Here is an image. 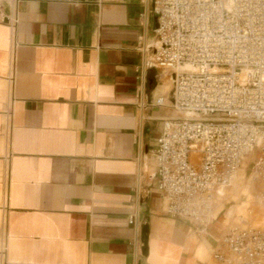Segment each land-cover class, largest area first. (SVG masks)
Segmentation results:
<instances>
[{
	"label": "crops",
	"instance_id": "1",
	"mask_svg": "<svg viewBox=\"0 0 264 264\" xmlns=\"http://www.w3.org/2000/svg\"><path fill=\"white\" fill-rule=\"evenodd\" d=\"M5 11L0 264H219L224 205L203 231L169 215L157 188L156 141L178 112L171 73L145 65L153 0H18Z\"/></svg>",
	"mask_w": 264,
	"mask_h": 264
},
{
	"label": "built area",
	"instance_id": "2",
	"mask_svg": "<svg viewBox=\"0 0 264 264\" xmlns=\"http://www.w3.org/2000/svg\"><path fill=\"white\" fill-rule=\"evenodd\" d=\"M17 1L0 0V22L9 18L5 5ZM153 3L156 42H141L151 54L145 65L171 73L170 103L178 112L162 120L156 141L157 188L169 215L204 231L213 196L247 158L264 182V0ZM134 203L136 215L139 199ZM221 246L219 264H264V226H235Z\"/></svg>",
	"mask_w": 264,
	"mask_h": 264
},
{
	"label": "rangeland",
	"instance_id": "3",
	"mask_svg": "<svg viewBox=\"0 0 264 264\" xmlns=\"http://www.w3.org/2000/svg\"><path fill=\"white\" fill-rule=\"evenodd\" d=\"M170 85L173 87L172 81H170ZM252 174L254 176L253 160L247 158L235 176L232 187L224 189L221 193L220 203L224 205V209L218 220L224 219L226 211L229 216L226 218L227 224L223 223L224 233L235 226H264V204L260 199L264 186L261 181H254L251 177ZM248 211L249 218L245 221H240L235 217L238 214L246 215Z\"/></svg>",
	"mask_w": 264,
	"mask_h": 264
},
{
	"label": "bare ground",
	"instance_id": "4",
	"mask_svg": "<svg viewBox=\"0 0 264 264\" xmlns=\"http://www.w3.org/2000/svg\"><path fill=\"white\" fill-rule=\"evenodd\" d=\"M171 79H172V78H171ZM197 158H198L197 155H193V160H196ZM243 165H244V164H243ZM243 165H242V166H243ZM239 170H240V169H239ZM239 170H238V171H239ZM238 171L233 175V178H232V180L230 181V183H229L227 186H224V187L219 188L218 191H217V192L215 193V195L213 196L212 201H211V203H210V210H209L208 213H207V221H208V223L211 222V221L214 219L215 208H216V206L220 203V199H221V196H222V194H221L222 191H223L224 189H226V188L232 187V183L234 182L235 176L237 175ZM251 177H252V179H253L254 181L258 180V179L256 178V176H255V173H254V176H253V174H252ZM259 181H260V180H259ZM261 182H262V181H261ZM262 183H263V186H264V182H262ZM262 198H263V195L261 194V195H260V199L262 200V204H264ZM248 216H249V211L246 213V215H244V214H238V215H236L235 217L238 218V220H240V221H245V219L249 218ZM204 231H206V230H204Z\"/></svg>",
	"mask_w": 264,
	"mask_h": 264
}]
</instances>
